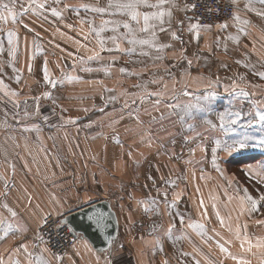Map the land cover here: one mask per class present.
Instances as JSON below:
<instances>
[{
  "label": "crops",
  "instance_id": "obj_1",
  "mask_svg": "<svg viewBox=\"0 0 264 264\" xmlns=\"http://www.w3.org/2000/svg\"><path fill=\"white\" fill-rule=\"evenodd\" d=\"M42 2L3 0L16 13L15 21L0 8L8 16L6 21L0 20V261L239 264L242 258L248 264H264V224L256 223L264 220V206L249 214L247 203L241 200L244 189L254 198L264 193V183L259 182L264 169L257 164L264 159V149L249 147L228 157L216 145L217 140L231 143L245 131L259 138V125L249 130L238 123L233 125L235 131L225 132L219 113L233 100V93L225 91L233 82L236 93L244 89L255 93L251 99L264 97V79L255 75L264 72V18L244 8L248 0H237L234 12L247 24L230 16L208 30L201 29L199 39H194L188 26L195 21L186 19L191 15L177 5L172 10L171 28L157 32L156 42L171 46L157 51L137 45L136 52L128 55L101 50L100 39H104L105 48H113L108 38L117 33L105 30L98 37L89 23L81 22L91 20L99 29L104 20L125 17L82 8L77 15L65 9L64 29L50 11L38 7ZM47 3L52 5V0ZM66 4L104 7L107 0H66ZM250 7L264 11L258 0H251ZM225 21L226 29L217 27ZM9 31L16 34L11 45ZM125 31L120 27V33ZM172 32L179 39H174ZM136 35L148 37L147 33ZM236 36L239 42L231 38ZM118 42L121 48L132 47L127 40ZM209 48L210 58L202 56ZM96 53L99 59L87 60ZM213 55L216 57L211 58ZM81 57L86 63H81ZM45 59L50 76L63 79V84L55 88L45 84L41 72ZM106 66H110L108 74L81 71ZM220 66L225 67L223 72L216 70ZM14 68L21 70L19 82ZM122 68L139 74L122 73ZM66 75L80 79L68 81ZM80 83L87 85L80 88ZM210 90L217 93L215 98L202 100ZM45 92H51L52 98L44 97ZM33 97L40 98L38 113ZM230 110L255 111L243 97L236 99ZM68 118L78 119L65 123ZM208 121L215 127L210 128ZM248 164L256 165L254 178L247 172ZM234 165L239 166L238 173ZM102 198L117 215L118 230L110 248L97 250L80 235L63 256L45 248L38 226L46 212L64 216ZM172 201L175 204L169 207ZM192 222L203 224L206 234L190 227ZM173 225L170 238L168 230ZM126 233L133 238L129 254L122 241ZM258 243L260 247H256ZM219 244L228 251H222ZM233 255L238 259H232Z\"/></svg>",
  "mask_w": 264,
  "mask_h": 264
},
{
  "label": "snow or ice",
  "instance_id": "obj_2",
  "mask_svg": "<svg viewBox=\"0 0 264 264\" xmlns=\"http://www.w3.org/2000/svg\"><path fill=\"white\" fill-rule=\"evenodd\" d=\"M15 2V0H13ZM32 4H36V0H31ZM62 3V0H52V4L56 6L47 5V0H45V3H39L38 7L41 9H44L45 11H50L52 16L56 18H62L63 11L65 9L74 11L77 15L79 14L80 9L82 8L85 11H91L100 15L107 14L109 16H121L125 17V19L119 20V19H113V20H104L101 22V26L99 29H97L91 20H82V23H89L91 26V31L95 32L96 35L99 37L100 33L105 30H111L114 33H117V35H113L112 37H109L113 44V48H105V41L104 39H100V48L102 51H120V52H126L128 55H132L136 52V46L139 45L141 47L148 46L151 48H155L157 51H162L166 47H170L171 45L166 44H158L157 41V32H166L171 28L172 22H173V12L172 9L176 7V4L174 0H107V5L104 7H98V6H91L88 4H82V5H69L64 4L63 9L59 8L58 6ZM258 3L261 5H264V0H258ZM251 0H248V3H245L244 8L255 12L258 16L261 18H264V11H259L257 9H253L250 7ZM47 5V6H46ZM231 5H237V0H231ZM238 6V5H237ZM0 8L6 9L8 12V15L11 16L12 20L15 21L17 19L16 13L13 11L12 7H9V5L4 4L3 0H0ZM196 8V4L193 3L191 5H185L184 10L192 11ZM36 9L33 8V11ZM219 11V9H218ZM26 12V10H25ZM23 14V13H22ZM8 19V16L4 15L2 12H0V20L6 21ZM189 21L193 20V17H186ZM232 19L234 21H237L241 24H247V20H242L238 12H234L232 14ZM179 25H183V21L177 22ZM135 25V27L133 26ZM167 25V27H166ZM110 26V28H109ZM25 28H28L27 24H24ZM68 27H71V25H68ZM120 27H123L126 31L123 33L119 32ZM212 27L211 24H200L199 19L196 18L195 23H189L188 31L191 33H194L193 38L199 39L200 36V30H208ZM218 28L220 29H226L228 27V23L225 21L224 23L218 24ZM31 31V29H29ZM181 30L182 27H181ZM243 32L244 29H241ZM137 32L140 33H147V38H137ZM8 35V43L11 45L13 43V37L16 35L14 32L9 31L7 33ZM172 36L174 39H179L177 34L175 32H172ZM87 38V37H86ZM232 39L239 42V36L231 37ZM119 40H127V42L132 46L128 49H124L120 47ZM219 41V37L217 38ZM2 50V49H0ZM141 55H147L146 52H141ZM71 55V54H69ZM183 59L187 60L186 56H183V53H181ZM99 53H96L94 56H90L87 58L88 61L99 59ZM162 57L157 56L156 59H161ZM115 59V58H113ZM81 63H86L83 57H81ZM191 61L188 60V64L191 65ZM237 63L243 64V61H237ZM245 67H248V65H244ZM15 72H17L16 80L17 82L20 81V69H13ZM29 71H31V64H29ZM81 71L86 72H93V71H104L105 74H108L110 71V66H106L104 68H82ZM122 73H127L129 75H138L139 73H129L126 68L120 69ZM41 72L44 78V82L47 85H51L52 88H55L58 84H63L64 80H57L53 79L47 68V60L45 59L42 66H41ZM255 75L259 76L261 79H264V72H256ZM65 79L68 81H74L79 80L80 77H73V76H65ZM155 82V81H153ZM218 82V81H217ZM253 87H260L259 85H253ZM210 89H213V86L210 85ZM236 85L235 82H233V85L229 88L226 87V92H232L233 93V100L230 102V106L226 107L222 112L219 113V119L221 122V129L225 132L228 131H235V128L233 125H236L239 123V126L241 129H252L253 125H259V128L257 129L259 138L257 139L256 136L249 135L247 131L242 132L240 136L233 140L231 143L221 142L220 140L216 141L217 148L226 152L228 157L232 156L234 153L242 152V150L249 149V147L255 148L259 147L261 149H264V97H262L259 100L251 99L252 96L255 95V93H248L244 89H240L238 93L235 92ZM106 91H112V89H105ZM13 95H17L18 93L13 92ZM44 97L51 99L52 95L51 92H45L42 94ZM151 95H159V93H151ZM217 93L214 90H210L208 94L201 99L204 101H211ZM239 97H243L245 99H248L249 102L253 105L255 111H249L248 113H244L240 110L237 111H231L230 107L232 104H234L235 100ZM143 99V97H141ZM39 97H33V100L36 102L37 105V113L39 112ZM116 97H109V100H115ZM26 103V101H25ZM127 107V105H125ZM243 118V122L240 123V121ZM46 119V118H45ZM78 118H68L65 123H75ZM208 126L210 128H214L215 125L211 123V121L207 122ZM35 127V126H33ZM26 131L28 129H25ZM191 130V126L189 128ZM257 164L264 169V159H261L260 161H257ZM256 165L248 164L246 165V169L248 174L251 178H254L252 174V169ZM217 171L221 172L223 174V170L217 165ZM260 183H264V177L261 178L259 181ZM168 183H174V181H168ZM245 195L241 198L243 203H247V212L249 214L259 212L260 208L264 206V193H260L258 195V198H254L251 194L248 193L247 189H244ZM3 195H7V193H3ZM165 198L167 197V193H164ZM167 202V201H166ZM155 203V201L153 202ZM175 204V201H172L169 204V207ZM201 206H203V201H201ZM243 211V209H242ZM205 215L206 210H205ZM15 215V213H13ZM217 217L220 219L221 223H224V220L222 217L219 216V213L217 212ZM89 219L94 220V222L99 226L104 224V218L102 216H98L95 214H91L89 216ZM131 219V217H129ZM181 223H183V217H180ZM47 218L44 219V224H48ZM257 224H264V220H258L256 221ZM190 227H193L195 230L199 232V234H206V229L203 224H199L197 222H192ZM11 227V226H9ZM245 230L247 229V225L242 226ZM173 226H170L168 230V234L171 238L172 229ZM239 235V230L237 232ZM3 238V237H0ZM42 240V237H40ZM246 239V236H245ZM249 249L251 248V244L249 242ZM261 244L258 243L256 247H260ZM21 248H24L27 250L26 245H21ZM219 247L222 251L227 252L228 250L224 247L223 244H219ZM241 247H243V242L241 244ZM162 250V249H161ZM183 255L187 256L190 255V253H183ZM60 259V257H57ZM232 259L237 260L238 258L236 256H232ZM0 264H3V261H0ZM165 264L167 262L165 261ZM196 264H199V261L196 262ZM239 264H248L247 261H244L242 258H239Z\"/></svg>",
  "mask_w": 264,
  "mask_h": 264
},
{
  "label": "built area",
  "instance_id": "obj_3",
  "mask_svg": "<svg viewBox=\"0 0 264 264\" xmlns=\"http://www.w3.org/2000/svg\"><path fill=\"white\" fill-rule=\"evenodd\" d=\"M179 7L196 4V8L187 11L191 17L199 19L200 24L215 25L230 16L235 11V5H231V0H174ZM219 9V11H218ZM62 214L51 211L46 212L38 226V232L42 237L45 248L56 256L66 254L75 243L76 237L70 226L62 220ZM47 218L48 224H44Z\"/></svg>",
  "mask_w": 264,
  "mask_h": 264
},
{
  "label": "water",
  "instance_id": "obj_4",
  "mask_svg": "<svg viewBox=\"0 0 264 264\" xmlns=\"http://www.w3.org/2000/svg\"><path fill=\"white\" fill-rule=\"evenodd\" d=\"M91 214L102 216L104 224L98 226L89 219ZM62 220L70 226L75 237H85L97 250L110 248L118 230L115 210L103 198L65 213Z\"/></svg>",
  "mask_w": 264,
  "mask_h": 264
},
{
  "label": "rangeland",
  "instance_id": "obj_5",
  "mask_svg": "<svg viewBox=\"0 0 264 264\" xmlns=\"http://www.w3.org/2000/svg\"><path fill=\"white\" fill-rule=\"evenodd\" d=\"M175 2V4H176V6H177V3H176V1H174ZM42 3H45V1L43 0V2ZM64 4H66V0H62V3L58 6L59 8H61V9H63V7H64ZM47 5H49V3H47ZM46 5V6H47ZM51 6H55V5H51ZM174 9V8H173ZM172 9V10H173ZM42 11H45L44 9H41ZM57 21H58V24L60 25V26H62V28H66V20H65V18H64V16L62 15V18H58L57 19ZM139 38L141 37V35H139L138 36ZM52 53H56V52H52ZM210 48L208 49V51L207 52H205V53H203L202 54V56H204V57H208V58H210ZM65 55V53H63V52H61V55H60V57H65L64 56ZM59 56V55H58ZM216 56L215 55H213L211 58H215ZM218 60V59H217ZM218 62V61H217ZM224 69H225V67L224 66H220V67H218V68H216V70H218L219 72H223L224 71ZM87 84H77V86L78 87H83V86H86ZM263 86H264V84H263ZM239 166L238 165H234V168H233V170H234V172L235 173H238L239 172V168H238ZM125 208H127V207H125ZM123 210H124V207L122 208ZM59 214V213H58ZM61 214V213H60ZM127 234V235H126ZM125 235H123V239H122V241H123V243H124V245H125V247L126 248H124L126 251H127V253L126 254H129V248H130V246L132 247V240H133V238H132V240H131V237H129V235H128V233H126ZM70 250V249H69Z\"/></svg>",
  "mask_w": 264,
  "mask_h": 264
},
{
  "label": "bare ground",
  "instance_id": "obj_6",
  "mask_svg": "<svg viewBox=\"0 0 264 264\" xmlns=\"http://www.w3.org/2000/svg\"><path fill=\"white\" fill-rule=\"evenodd\" d=\"M78 236V235H77Z\"/></svg>",
  "mask_w": 264,
  "mask_h": 264
},
{
  "label": "trees",
  "instance_id": "obj_7",
  "mask_svg": "<svg viewBox=\"0 0 264 264\" xmlns=\"http://www.w3.org/2000/svg\"><path fill=\"white\" fill-rule=\"evenodd\" d=\"M264 155V154H263Z\"/></svg>",
  "mask_w": 264,
  "mask_h": 264
}]
</instances>
